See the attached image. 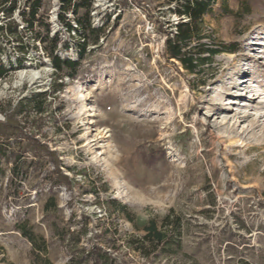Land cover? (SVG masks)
Wrapping results in <instances>:
<instances>
[{
    "label": "rangeland",
    "instance_id": "obj_1",
    "mask_svg": "<svg viewBox=\"0 0 264 264\" xmlns=\"http://www.w3.org/2000/svg\"><path fill=\"white\" fill-rule=\"evenodd\" d=\"M91 1V28L102 31L96 43V35L84 39L58 23L59 0H44L39 12L50 36L59 34L55 55L77 63L63 70L60 92H52L55 72L43 46L22 25L25 58L14 38L5 44L6 66L24 60L0 80V102L47 92L38 137L72 184L59 185L44 156L2 163L0 264H44L20 226L42 239V258L67 264L71 232L82 235L78 248L108 249L113 233L141 237L171 210L181 220L179 248L143 257L123 245L118 259L264 264V0H216L205 28L231 52L199 75L163 57L166 30L179 20L165 0ZM65 18L75 24L71 13Z\"/></svg>",
    "mask_w": 264,
    "mask_h": 264
},
{
    "label": "trees",
    "instance_id": "obj_2",
    "mask_svg": "<svg viewBox=\"0 0 264 264\" xmlns=\"http://www.w3.org/2000/svg\"><path fill=\"white\" fill-rule=\"evenodd\" d=\"M169 13L176 16L179 20L175 25H169L166 30L164 41L163 57L170 63L177 62L181 68L189 75H199L211 65L215 56L222 53H229L231 50L224 47H216L212 37L208 34L204 17L213 13L216 0H165ZM19 0H0V80L9 76V74L20 68L23 60H17L16 67L6 66L3 62L5 56V44L8 39L14 38L17 42L18 51L25 58L27 44L24 39L18 37V28L20 25L27 33L32 34L33 43H39L43 46V53L46 55L54 68L55 77L52 85L53 94L62 90L63 70L75 71L77 63L68 60H60L55 55L58 45L60 44L59 34L51 35L50 24L39 12L43 7L44 0H25L20 7ZM60 8L57 14L58 23L64 24L67 31L75 32L82 30V36L88 34L96 35L94 43L97 42L98 35L102 31L91 28L89 13L91 9V0H59ZM21 8V9H20ZM79 10L84 13L78 16ZM18 13L19 21L14 18ZM71 13L74 16L72 25L65 16ZM174 26V27H173ZM38 29V31L36 30ZM43 30V35L41 34ZM86 40L80 45V54L85 51ZM207 41L208 44L205 42ZM219 46H223L220 44ZM60 81V83H58ZM203 86V85H202ZM47 92L31 93L30 95L19 100L15 105H10L6 101L0 102V114L4 120L0 122V179L4 176L2 163L9 162L13 158L14 162H19L25 154H32L33 157L44 156L50 160L54 166L53 175L59 185L72 184L68 176L64 175L56 158V153L50 151L48 147L41 142L38 133L41 129V118L46 113ZM31 113L35 118L31 119ZM17 166V165H16ZM12 176L17 177L15 166L11 169ZM108 206L113 208L121 207L116 200L108 201ZM181 220L171 210L158 224L151 220L144 227V235L141 237L128 236L125 240L116 239V233H113V239L108 249H103L98 244H92L89 249L76 247L81 241V234L71 232L68 242L75 246L71 251L67 264H125L117 257L119 248L125 246V249L149 257L158 251H170L177 245L179 248ZM19 232L32 247V252H38L36 258L44 264H50L47 259L40 255L45 250L41 249L38 238L33 232L25 226L19 227ZM108 231L105 230L102 234ZM95 237H97L95 235ZM43 243V241H42ZM118 244V245H117Z\"/></svg>",
    "mask_w": 264,
    "mask_h": 264
},
{
    "label": "built area",
    "instance_id": "obj_3",
    "mask_svg": "<svg viewBox=\"0 0 264 264\" xmlns=\"http://www.w3.org/2000/svg\"><path fill=\"white\" fill-rule=\"evenodd\" d=\"M94 1H96V0H94Z\"/></svg>",
    "mask_w": 264,
    "mask_h": 264
}]
</instances>
